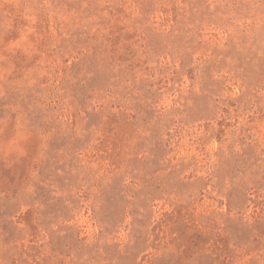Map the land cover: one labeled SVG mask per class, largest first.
<instances>
[{"label": "rangeland", "instance_id": "obj_1", "mask_svg": "<svg viewBox=\"0 0 264 264\" xmlns=\"http://www.w3.org/2000/svg\"><path fill=\"white\" fill-rule=\"evenodd\" d=\"M0 264H264V0H0Z\"/></svg>", "mask_w": 264, "mask_h": 264}]
</instances>
